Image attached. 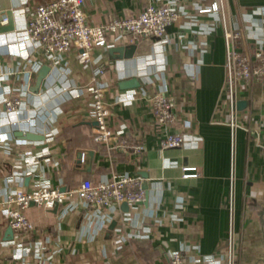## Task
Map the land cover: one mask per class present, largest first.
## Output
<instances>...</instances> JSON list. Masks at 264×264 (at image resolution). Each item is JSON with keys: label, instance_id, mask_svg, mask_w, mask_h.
Segmentation results:
<instances>
[{"label": "crops", "instance_id": "obj_1", "mask_svg": "<svg viewBox=\"0 0 264 264\" xmlns=\"http://www.w3.org/2000/svg\"><path fill=\"white\" fill-rule=\"evenodd\" d=\"M49 1L0 0V13L10 14L14 24L13 31L0 33V197L11 187L31 190L45 182L72 188L82 180L129 173L144 181L148 201L98 215L32 205L27 216L36 231L21 247L20 241L11 243L8 225L0 223V264H169V251L181 253L187 264H222L219 254L228 239L232 194L238 264H264V84L253 95L246 88L240 93L247 104L239 114L232 189L229 111L222 93L225 41L217 15L198 12V5L210 6L214 0H177L188 16L168 30L170 42L141 41L131 59L111 58L109 50L122 43L109 36L113 47L94 49L91 65H80L77 52H71L57 68L37 47L14 45L29 10ZM146 1L86 0V12L93 25H100L140 13ZM228 3L238 26L242 7L250 36L264 39V13L253 12L264 11V0ZM249 45L253 51L257 46L255 41ZM45 65L50 72L33 92ZM102 66L109 124L122 132L108 146L94 141L89 115L88 87ZM131 79L139 84L121 87ZM14 91L24 100V110L20 125L8 126L10 116L1 101ZM161 92L179 103L178 126L195 144L160 150L162 129L146 97ZM123 140L128 152L117 148ZM140 144L146 150L136 153ZM81 151L92 154L90 172L86 164H78ZM186 173L196 176L184 177ZM119 227L137 236L120 247L113 241Z\"/></svg>", "mask_w": 264, "mask_h": 264}, {"label": "built area", "instance_id": "obj_2", "mask_svg": "<svg viewBox=\"0 0 264 264\" xmlns=\"http://www.w3.org/2000/svg\"><path fill=\"white\" fill-rule=\"evenodd\" d=\"M201 14H215L222 29L225 41V83L222 93L227 100L229 111L228 125L231 140V188L233 189V159L240 114V93L248 89L251 95L257 85L264 84V39L250 36V27L247 24V11L239 7L241 26L231 15L228 0H214L210 6H199ZM256 14L264 13L258 8ZM2 14L1 27L9 24V17ZM188 12L176 0L163 2L162 0H147L140 13L116 18L100 25H93L86 12V0H52L41 3L29 10V15L22 29V36L15 41V46H35L42 57L57 68L64 58L71 52H77L80 65L92 64V53L96 48L108 51L113 47L109 36L115 43L122 46L138 45L141 41L159 39L160 42H170L167 38L168 30L178 24ZM256 43L254 51L249 43ZM243 44L244 49L239 48ZM105 66L99 67L91 78L88 90L91 96L89 115L96 122L93 138L97 144L110 145L117 142L122 133L114 131L109 124L110 109L106 101L107 85L100 77L105 73ZM12 93L1 101L2 107L10 118L6 121L8 126L20 125L24 110V100ZM151 105L154 118L161 135L160 150L183 148L187 144H195L191 135L183 132L178 126L179 103L169 98L164 92L146 97ZM30 119H27L29 121ZM25 134V132H23ZM123 152H128L127 141L123 140L117 146ZM145 145H138L135 152H144ZM86 154H82L81 162L85 163ZM184 172L195 169L184 168ZM196 174L186 173L184 177ZM64 189V190H63ZM60 188L42 183L31 190L11 187L0 197V223H6L13 231L12 242L20 241L19 247L31 233L36 231V226L27 216V210L32 206L54 210L61 206L68 209L91 211L101 214L105 209L113 210L122 204L130 206L142 205L148 201V193L144 181L139 176L129 173H113L108 179L102 181L82 180L79 185L72 188ZM230 227L225 248L219 254L222 264H238L239 256L236 247V231L234 228L233 194L230 196ZM128 234L123 228H116L113 241L122 246L129 239L136 237ZM169 264H187L186 258L181 253L168 252ZM209 264H215L211 260Z\"/></svg>", "mask_w": 264, "mask_h": 264}, {"label": "water", "instance_id": "obj_3", "mask_svg": "<svg viewBox=\"0 0 264 264\" xmlns=\"http://www.w3.org/2000/svg\"><path fill=\"white\" fill-rule=\"evenodd\" d=\"M7 15H8L9 19H10L9 24L7 26H5V27H1L0 28V33H7V32H10V31L14 30V24L11 21V15L10 14H7ZM1 21H2V15H0V22ZM137 49H138L137 45L119 46V47L110 49L109 50V54H110L112 59H131L135 55ZM49 72H50V67L47 66V65L43 66L40 69V71L38 72L37 78H36V83H35L34 87L32 88L33 92H38L39 91L41 83L47 77ZM136 84H139V82L136 79H131V80H128V81H125V82L121 83V87H123V88H131V87H134ZM246 104L247 103L245 101L244 102H240L239 108L242 109L243 107L246 106ZM94 125H95V127L97 126L96 122H94ZM17 136L25 138L27 140H37V139H39V137H37V136H35L33 134H27L26 136H24L22 133H18ZM83 153L86 154V159H85V163H84V164H86L85 171L86 172H90V170H91L90 160H91V155H92L91 153L88 154L85 151H81L79 153V161H78L79 163L78 164L82 163L81 162V158H82V154ZM125 205L128 206L127 204H125ZM115 225H116V223L113 222V224L111 226V229H114ZM7 234L10 235V238H11V236H13V231L9 228L8 231H7Z\"/></svg>", "mask_w": 264, "mask_h": 264}]
</instances>
